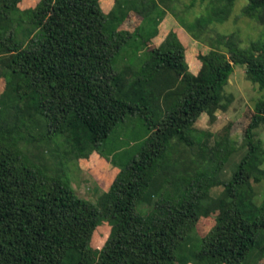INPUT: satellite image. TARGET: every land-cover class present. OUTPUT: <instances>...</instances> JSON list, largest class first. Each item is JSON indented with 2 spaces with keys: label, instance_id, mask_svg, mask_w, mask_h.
Listing matches in <instances>:
<instances>
[{
  "label": "trees",
  "instance_id": "trees-1",
  "mask_svg": "<svg viewBox=\"0 0 264 264\" xmlns=\"http://www.w3.org/2000/svg\"><path fill=\"white\" fill-rule=\"evenodd\" d=\"M20 1L0 0V79L15 77V84H6L19 97L0 112V264H173L196 231L200 264H244L252 250L264 252V200L255 203L253 186L264 180V142L256 137L264 97L251 109L242 132L247 151L229 180L220 172L233 151L220 141L211 145V133L192 134L202 114L214 120L224 107L235 65L264 90V41L243 47L234 34L203 41L188 24L187 39L171 30L154 43L168 12L177 16L173 0H115L108 13L100 0H41L24 14ZM235 2L212 0V16L225 21ZM131 12L141 21L125 29ZM242 13L264 25V0H247ZM13 15L25 26L22 40L13 31L3 35ZM134 35L147 37L146 58L116 67ZM177 82L180 89L172 90ZM135 114L147 121L148 142L96 202L46 174L19 148L35 140L30 127L37 120L41 138L51 143L63 137L83 157ZM173 142L183 146L176 180L185 176L179 170L195 172V178L177 182L174 194L151 192L148 198L155 175L174 169L166 165ZM219 185L224 189L217 201L210 189ZM146 200L153 206L143 209ZM215 202L221 210L211 226L197 227ZM103 221L111 223V233L97 250L91 243Z\"/></svg>",
  "mask_w": 264,
  "mask_h": 264
},
{
  "label": "rangeland",
  "instance_id": "rangeland-1",
  "mask_svg": "<svg viewBox=\"0 0 264 264\" xmlns=\"http://www.w3.org/2000/svg\"><path fill=\"white\" fill-rule=\"evenodd\" d=\"M40 1L25 0L22 6L19 5L21 13L24 14L26 11L33 9ZM193 1L173 0L177 16H174L171 12H168V14L187 30L189 28L187 27L188 24H194V30L199 33L201 40L217 43L220 36L234 34L243 47H248L252 42L264 41V25L242 13L243 6L247 3V0H236L229 18L225 21H218L212 16L215 9L212 0H196L192 3ZM18 16L20 15L18 14ZM166 17L159 25V33L153 38L154 43L160 44L164 40V37L160 34L162 24L163 28H165ZM140 21L141 17L131 12L123 27L125 29H133ZM2 29L4 30L3 35H9L13 31L17 38L22 40L25 26L19 17L13 15L4 23ZM146 40V36H132L130 47L118 56L115 66L124 68L130 63L141 64L142 60L147 56ZM201 43L204 47H210L207 43ZM7 82L15 84V77L9 76L8 81L5 78L0 79V112L19 100L14 87L12 85L7 86ZM178 87L179 83L177 82L172 90H176ZM224 95L225 97L222 100L224 107H221L216 112V118L213 120L210 115L202 114L196 126L194 125L195 131L192 134L195 135L200 130L211 133L209 135V143L211 145L220 141L223 146L233 151L220 172V176L223 179L229 180L228 178L232 177L237 164L247 151L243 146L242 132L251 118L249 116L253 115L251 109L264 97V90H261L257 84L248 79L244 66L235 65L229 82L224 87ZM164 100L165 98L163 97L162 101ZM146 122V119L140 114L128 115L124 121L114 128L108 139L102 142L100 147L84 152L83 157L80 156L81 161L79 150L77 148L73 150L74 145L68 148L65 138L55 137L51 143L41 138L42 131L36 126L37 120L30 127L31 135L35 140L33 142L29 140L21 142L19 148L29 161L44 168L46 174L51 177H61L80 197L96 202L102 192L110 188L128 162L147 144L150 129ZM256 137L264 142V124L256 128ZM61 141H63L62 145L60 144ZM173 145L176 151L171 148L169 156L167 155L171 161L167 162L166 165L168 167L172 165L174 169L168 170L164 168V171L155 175L156 180L146 191L148 198L151 192L156 193L157 197L165 190L174 194L177 182L182 183L183 180L188 181L195 178V172H190L186 175L185 172L179 170L180 176H185L182 180H176L177 164L182 161L179 159L177 150H181L183 146L176 144V142H173ZM162 178L165 181L163 185L161 183ZM253 186L258 193L257 200L261 199L264 195V180L258 183L253 181ZM223 189L222 185L215 186L211 188L210 194L217 201H220ZM173 190L174 193H172ZM215 204V211L209 217H201L197 227L211 226V223L221 210V203L215 202ZM140 206L143 209L149 208L153 206V203L146 200ZM111 228L109 221H103L97 227L91 243L94 249L101 250L105 241L110 237ZM201 244V237L197 231L189 234L177 252V259L173 264H200L195 257V253ZM263 259V250L254 249L247 256L244 264H264Z\"/></svg>",
  "mask_w": 264,
  "mask_h": 264
},
{
  "label": "crops",
  "instance_id": "crops-1",
  "mask_svg": "<svg viewBox=\"0 0 264 264\" xmlns=\"http://www.w3.org/2000/svg\"><path fill=\"white\" fill-rule=\"evenodd\" d=\"M25 0H21V2L19 3V5L20 6H22V4H23V2H24ZM114 2H115V0H100V3H101V5H102V7H103V9L106 11V12H108V11H110L111 9H112V7L114 6ZM39 3V2H38ZM37 3V4H38ZM36 4V5H37ZM165 22L167 23H165V25H164V27L165 28H163V24H162V26H161V34L160 35H162L164 38L166 37V35L171 31V30H175V31H177L178 33H179V35H180V37H186V39H187V37L188 36H190V34L185 30V28L183 27V26H181L180 24H178V22L170 15V14H168L167 15V17H166V19H165ZM197 42V44H202L201 42H199V41H197V40H195V43ZM207 48V47H206ZM196 68H197V65L195 64L194 65V67H192V70H196ZM197 123V122H196ZM196 123H195V126H196ZM262 167L264 168V164L262 165ZM223 170V169H222ZM228 179H230V178H228ZM225 180V179H224ZM220 186V185H219ZM215 187V186H214ZM213 188V187H212ZM211 190V189H210ZM255 191H256V189H255ZM257 197H258V193H257V191H256V195H255V197H254V201H255V203L256 204H260V202L264 199V195H263V197L261 198V199H258L257 200Z\"/></svg>",
  "mask_w": 264,
  "mask_h": 264
}]
</instances>
